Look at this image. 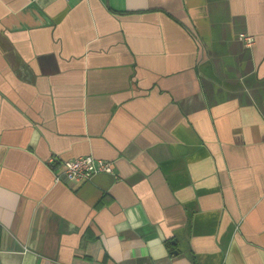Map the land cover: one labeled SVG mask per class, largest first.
<instances>
[{"label": "crops", "instance_id": "1", "mask_svg": "<svg viewBox=\"0 0 264 264\" xmlns=\"http://www.w3.org/2000/svg\"><path fill=\"white\" fill-rule=\"evenodd\" d=\"M0 264H264V0H0Z\"/></svg>", "mask_w": 264, "mask_h": 264}, {"label": "built area", "instance_id": "2", "mask_svg": "<svg viewBox=\"0 0 264 264\" xmlns=\"http://www.w3.org/2000/svg\"><path fill=\"white\" fill-rule=\"evenodd\" d=\"M239 39L246 46L254 43V38L244 33L239 34ZM47 162L49 167L56 172L54 176L56 181L84 182L99 173L113 174V167L110 161L97 159L92 155H82L72 159L61 160L51 156Z\"/></svg>", "mask_w": 264, "mask_h": 264}]
</instances>
